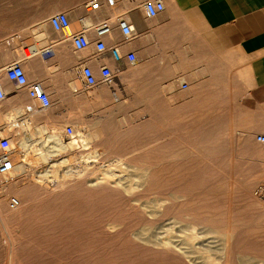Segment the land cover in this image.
Here are the masks:
<instances>
[{
	"label": "rangeland",
	"instance_id": "obj_1",
	"mask_svg": "<svg viewBox=\"0 0 264 264\" xmlns=\"http://www.w3.org/2000/svg\"><path fill=\"white\" fill-rule=\"evenodd\" d=\"M45 2L0 0V67L23 58V45L31 54L32 32L51 35L44 20L52 12L42 13ZM71 24L73 30L80 28L76 19ZM14 34L19 38L11 40ZM6 41L13 46L5 47ZM36 42L41 47L43 41ZM94 48L91 41L80 55ZM95 73L97 87L49 93L51 107L39 112L50 115L51 125L66 126L68 133L85 130L99 160L85 161L91 148L77 146L50 159L36 153L32 164L28 161L14 175L8 193L0 179V264H264V198L255 194L264 186V143L236 116L233 104L227 100L219 110L216 94H192L139 66L123 68L112 87L100 70ZM16 94L19 105L29 102L25 90ZM12 102L6 99L0 108L4 111ZM22 154L14 153L21 164ZM57 162L52 167L56 175L36 179L35 173ZM107 163L115 164L116 175L106 181L101 165ZM13 196L22 207L10 208Z\"/></svg>",
	"mask_w": 264,
	"mask_h": 264
},
{
	"label": "crops",
	"instance_id": "obj_2",
	"mask_svg": "<svg viewBox=\"0 0 264 264\" xmlns=\"http://www.w3.org/2000/svg\"><path fill=\"white\" fill-rule=\"evenodd\" d=\"M87 1L48 0L42 13L65 11L71 19L80 22L79 29L84 24L91 27L104 18L114 20L124 14L134 26L131 40L123 42L121 29L114 23L112 35L106 38L107 51L97 54L95 47L83 56L52 26L49 37L40 30L32 32L31 47L51 46L55 54L50 59L38 54L28 59L23 52L26 45L19 47L23 58L14 60H21L29 81L41 82L52 95L66 93L69 88L76 93L82 90L81 63L94 71L100 70L102 75L111 71L116 78L123 68L139 66L154 71L161 79L176 81L181 88L185 83L187 87L183 89L192 94H216L214 100L219 110L226 108L228 100L236 116L246 120L243 124L249 125L250 133L264 134V0H163L164 10L154 17L147 16L144 10L147 0H117L113 7L107 6L105 0H98L99 8L92 13L86 10ZM44 21L49 23L47 18ZM88 38L89 43L96 44L91 29ZM39 40L43 41L41 47L36 42ZM115 45L121 55L135 52L136 62L130 64L126 58L116 61L110 51ZM4 46L11 48L13 44L6 41ZM0 63L4 59L0 58ZM5 86L6 99H15L20 89L9 80Z\"/></svg>",
	"mask_w": 264,
	"mask_h": 264
},
{
	"label": "built area",
	"instance_id": "obj_3",
	"mask_svg": "<svg viewBox=\"0 0 264 264\" xmlns=\"http://www.w3.org/2000/svg\"><path fill=\"white\" fill-rule=\"evenodd\" d=\"M105 1L109 7H113L117 3V0ZM85 7L88 12L92 13L99 8V1L88 0L85 3ZM143 7L147 16L154 17L164 10L165 5L163 0H147L144 2ZM48 21L56 32L61 33L63 37L71 42L76 53L82 52L89 45L88 32L90 29L95 33L97 38L95 44L97 54L107 51L106 38L112 35L114 23L121 29L122 41L125 43L131 40L134 32V26L124 14L117 15L114 20L104 18L91 27L84 24L79 30L72 29L71 18L65 11H58L51 14ZM14 38H19V35H12L11 40ZM25 49L23 51L25 58L38 54L44 59H50L55 54V51L51 46L42 49L30 47L31 54L29 56L26 55ZM110 51L116 61L120 62L126 58L128 63L134 64L137 60V55L133 51L127 52L126 55H121L118 45L112 47ZM79 71L82 81V89L91 90L98 86L99 81L97 75L91 66L86 63H81L79 64ZM6 80L12 82L16 88L25 90L30 99L29 102L24 105L23 113L19 116V118L13 121V124L17 125L19 122H22L23 119L51 107L52 101L49 93L40 82L29 81L21 60H14L0 68V103L6 99L8 94L5 86ZM115 80L116 75H113L111 71H108L104 75V83L111 87L115 84ZM182 87L186 88L187 85L183 83ZM256 139L258 142L264 143V134L257 135ZM13 154L14 152L11 139L8 136H2L0 138V179H4L5 183L15 180V177L12 175L15 169ZM255 194L264 198V186H260L255 191ZM19 205L20 200L17 197L13 196L10 198L9 206L11 209H17Z\"/></svg>",
	"mask_w": 264,
	"mask_h": 264
},
{
	"label": "bare ground",
	"instance_id": "obj_4",
	"mask_svg": "<svg viewBox=\"0 0 264 264\" xmlns=\"http://www.w3.org/2000/svg\"><path fill=\"white\" fill-rule=\"evenodd\" d=\"M41 83V82H40ZM72 85L74 86L75 84L74 83H72ZM89 96V95H88ZM92 96L93 95H90V97H91V99H93L92 98ZM97 96H98V94H97ZM95 97H96V95H95ZM13 101L14 102H17V103H15L14 104V102H12V104L9 106V108H7L6 110L4 109V111L2 110L3 108H0V125H1V130H2V135H3V133L5 132H7V133H9L10 134V139H11V141H12V147H13V152L15 153V154H17V153H19V152H23V154L21 155V158H22V161H23V163L21 164L20 163V161H17L16 159H14V162H15V169H14V171H13V173H12V175L14 176V175H20V169L22 168V167H24L23 165L25 164V163H27L28 161L30 162V164H32L31 163V161H33V159L35 158L33 155H35L36 153H39V154H41V155H43L44 157H45V159H50V157H52L53 155H55V154H57V153H63V152H65V153H67L66 152V150H69V149H73V148H76V146H77V149L78 148H81V151H83V149L84 150H88V149H90L91 148V144H93V142L91 141L92 140V136L91 135H89V134H87V133H84V131H79V130H77L76 131V133L77 134H75V129L74 130H72V129H70V131H69V133H68V130H67V128H66V126H64V127H59L58 125H56L55 123L54 124H50V123H48V122H50L49 121V118H50V115L48 116V115H46V116H44V115H42V114H40V112H37V113H35L34 115H32V116H29L28 118H25V119H23V121L22 122H19L17 125L16 124H13L12 122H13V119H17L22 113H23V106L22 105H19L18 104V102H19V99H18V96H15V99H13ZM47 114V113H46ZM54 116V115H53ZM53 118V117H52ZM42 119H45V121H43ZM81 127V126H80ZM5 136H6V134H5ZM67 136H68V140H66V138H67ZM94 147H95V145H93ZM93 147V148H94ZM71 149V150H72ZM79 150V149H78ZM151 150H153V149H151ZM91 151H92V148H91ZM95 151V154H94V152L92 151V152H90V150H89V152L88 151H86L87 152V154L85 155L84 154V160L85 161H90L91 162V160H89V159H92V160H94L95 162H96V158H97V156H98V152L96 151V150H94ZM152 152V151H151ZM74 153V152H73ZM81 153V152H80ZM149 153V152H148ZM70 154V153H69ZM75 154V153H74ZM14 155V154H13ZM59 155V154H58ZM57 155V156H58ZM65 155V154H64ZM64 155H63V157H64ZM67 155V154H66ZM65 155V156H66ZM80 155H82V154H80ZM148 154H146V156H147ZM62 156V155H61ZM70 156V155H69ZM72 156V155H71ZM99 156H100V154H99ZM39 157V156H38ZM65 158H69V157H65ZM72 159L74 158L73 156L71 157ZM95 158V159H94ZM71 159V160H72ZM68 160V159H67ZM70 160V161H71ZM97 160H99L98 158H97ZM66 160H62V161H60L61 163H60V165L62 164H64V162H65ZM28 162V163H29ZM27 163V164H28ZM55 164H58V162L57 163H52V164H49L44 170H41L40 172H38V173H35L36 175V179H38L40 182H43V181H45V180H47L48 179V177L49 176H51V174L53 173V172H57V171H55V170H53L52 169V167H53V165H55ZM103 164V163H102ZM115 164L114 163H107V164H105L104 166L103 165H101L102 166V168H105L104 170H103V176H102V180H108L111 176H113V175H116V174H114L113 173V166H114ZM70 166V165H69ZM100 166V167H101ZM58 167H60V166H58ZM78 166H76V167H73V168H77ZM61 168V167H60ZM69 168H71V166L69 167ZM68 169V168H67ZM72 169V168H71ZM71 169H69L70 171H71ZM74 169V170H75ZM73 170V171H74ZM80 170V169H79ZM129 170V169H128ZM131 170V169H130ZM146 170H148V172H149V169H147L146 168ZM81 171V170H80ZM79 171V172H80ZM83 171V170H82ZM134 170H132V172H133ZM135 171H137V170H135ZM72 172V171H71ZM131 172V173H132ZM139 172V171H138ZM144 172V171H143ZM143 172L142 173H140V174H138V177H139V175H141V174H143ZM145 172H147V171H145ZM152 173H153V171H151ZM150 172V173H151ZM134 173H136V172H134ZM149 173V174H150ZM157 173V172H156ZM57 174V173H56ZM56 174H52V175H56ZM79 174V173H78ZM147 174V175H146ZM145 175L146 176H148L149 174L148 173H146ZM155 174V173H154ZM101 175V174H100ZM150 175H152V174H150ZM149 175V178L150 177H153V176H150ZM157 175V174H156ZM155 175V177H157ZM31 177V176H30ZM52 177V176H51ZM143 177H145V176H143ZM142 177V178H143ZM57 178V177H56ZM111 178H113V177H111ZM134 178V177H133ZM132 178V179H133ZM136 178V177H135ZM135 178H134V180H135ZM140 178V177H139ZM55 179V178H54ZM121 178H119L118 179V181L120 180ZM124 179V178H123ZM145 179V178H144ZM143 179V180H144ZM147 180H148V182L150 181L149 179H148V177L146 178ZM151 179V178H150ZM153 179H155L154 177H153ZM15 180H16V178H15ZM14 180V181H15ZM31 180H33L32 179V177H31ZM35 180V179H34ZM94 180V179H93ZM98 180H101V179H99L98 178ZM102 180H101V182H102ZM110 180V179H109ZM115 180V179H114ZM157 180V179H156ZM14 181H12V182H14ZM55 181V180H54ZM122 181V180H121ZM130 181V180H129ZM140 181V180H139ZM146 181V180H145ZM40 182H39V184H40ZM120 182V181H119ZM141 182V181H140ZM153 182H155V180L153 181ZM93 183V182H92ZM111 183H114V182H112L111 181ZM129 183V182H128ZM134 183V182H133ZM145 183V182H144ZM143 183V184H144ZM146 183H147V181H146ZM158 183V182H157ZM156 183V184H157ZM6 184H8V183H5V184H3V186H6L5 188L6 189H4V192H6V193H8V189H9V187H10V185L12 184L11 182L8 184V185H6ZM41 184H43V183H41ZM40 184V185H41ZM94 184V183H93ZM104 184H106V183H104ZM108 184V183H107ZM106 184V185H107ZM134 184H136V183H134ZM150 183H147L146 185L148 186ZM159 184V183H158ZM133 185V184H132ZM152 185H153V183H152ZM119 186H120V184H119ZM128 186V185H127ZM134 186V185H133ZM142 186H144V185H141V187ZM154 186H155V184H154ZM154 186H152V187H154ZM132 187V186H131ZM137 187H138V184H137ZM156 187H157V185H156ZM124 188V187H123ZM130 188V187H129ZM138 188H140V186L138 187ZM145 188V187H144ZM149 188V187H148ZM150 188H151V186H150ZM150 188L148 189V190H150ZM125 189V188H124ZM156 189V188H155ZM128 190V189H127ZM130 190H131V188H130ZM139 190V189H138ZM136 191V190H134V191H136V192H139L140 193V195L142 194L141 192H140V190L139 191ZM126 191V190H125ZM141 191H142V189H141ZM144 191V190H143ZM146 191V190H145ZM159 191V190H158ZM157 191V189H156V192L155 193H157L158 192ZM128 192V191H127ZM126 192V193H127ZM130 193H132V192H130ZM139 193H137V194H139ZM149 194V192H146V194ZM151 193V192H150ZM136 194V195H137ZM145 194V195H146ZM152 194V193H151ZM150 194V195H151ZM159 194V193H158ZM158 194H157V196H158ZM3 194H1L0 195V197L2 196ZM129 195V194H128ZM135 195V194H134ZM135 195V196H136ZM145 195H143V196H145ZM130 196V195H129ZM134 196V197H135ZM132 197V196H131ZM133 197V198H134ZM137 197V196H136ZM140 197V196H139ZM145 197H147V196H145ZM155 197H156V195H155ZM133 198H131V199H133ZM143 198V197H142ZM24 200V199H23ZM130 200V199H129ZM138 200H140V199H138ZM162 200V199H161ZM132 201V200H131ZM130 201V202H131ZM144 201H145V199H144ZM129 202V203H130ZM135 202V200L133 201V203ZM140 202V201H139ZM0 203H1V199H0ZM136 203H138V202H136ZM20 205H21V202H20ZM130 205V204H129ZM136 205V204H135ZM23 205H21V207H22ZM134 206V205H133ZM132 206V207H133ZM137 206V205H136ZM135 206V207H136ZM130 207V206H129ZM135 207H133V208H135ZM137 209V208H136ZM135 209V210H136ZM139 209V208H138ZM208 232H211V231H208ZM196 233V232H195ZM227 233V232H226ZM191 234V233H190ZM189 234V235H190ZM219 234V233H218ZM221 235H219V236H222V234L223 233H220ZM188 235V234H187ZM196 235H198L197 233H196ZM229 235V237H230V234H228ZM190 236H192V235H190ZM195 236V235H194ZM227 236V235H226ZM182 237H184L183 235H182ZM216 237H218V236H216ZM181 238V237H180ZM188 238V237H187ZM184 239V240H188V239ZM191 238V237H190ZM215 238V237H214ZM214 238H212V240L214 241ZM221 238V237H220ZM191 239H193V238H191ZM216 240L218 239V238H215ZM229 240H230V238H228ZM219 240V239H218ZM218 240H217V242H218ZM222 240V239H221ZM226 240V239H225ZM225 240H223L224 242H225ZM232 240V239H231ZM227 241V240H226ZM169 242V241H168ZM167 242V243H168ZM184 242H186V241H184ZM183 242V243H184ZM219 242H220V244H222L223 242L222 241H220L219 240ZM218 242V243H219ZM222 242V243H221ZM167 243H166V245H167ZM217 243V244H218ZM226 243V242H225ZM224 243V244H225ZM229 243H230V241H229ZM162 244V243H161ZM161 244H160V246H161ZM163 244H164V242H163ZM162 244V245H163ZM187 244H188V242H187ZM186 244V245H187ZM192 244V243H191ZM194 244H195V242H194ZM228 244V243H227ZM226 244V245H227ZM165 245V246H166ZM185 245V246H186ZM196 245V244H195ZM223 245V244H222ZM166 247H168V246H166ZM166 247L164 248V249H166ZM169 247H171L170 245H169ZM168 247V249H170ZM188 247V246H187ZM187 247H185V249L187 248ZM222 247H224L225 248V246H222ZM228 247V246H227ZM229 247H230V245H229ZM172 248V247H171ZM174 248V247H173ZM177 248V247H176ZM184 248V247H183ZM183 248H180V252H182L181 251V249H183ZM163 249V250H164ZM175 249V248H174ZM192 249H193V247H192ZM191 250V249H190ZM189 250V251H190ZM203 250H204V248H203ZM223 250V249H222ZM225 250V249H224ZM228 250V249H227ZM165 251H168V250H165ZM171 251H174L173 249H171L169 252H168V254L171 252ZM183 251H184V249H183ZM187 251V250H186ZM226 251V250H225ZM173 253V252H172ZM191 253H192V251H191ZM199 252H195V254L197 255ZM225 253V252H224ZM182 255H183V253H181ZM186 254H188L189 255V253H186ZM185 254V255H186ZM200 254V253H199ZM199 254H198V257H199ZM226 254V253H225ZM175 255V254H174ZM178 255H180V253L178 254ZM177 255V256H178ZM184 255V256H185ZM187 255V257L186 258H189V256ZM191 255V254H190ZM202 255H204V253L202 254ZM192 256V255H191ZM190 256V257H191ZM207 256V255H206ZM226 256V255H225ZM196 257V256H195ZM228 257V256H227ZM180 258V257H179ZM182 258V257H181ZM185 258V259H186ZM205 258V257H204ZM190 259V258H189ZM203 259V258H202ZM205 259H207V258H205ZM205 259H203V260H205ZM226 259V258H225ZM229 259V258H228ZM186 260H188V259H186ZM185 260V261H186ZM192 260V259H191ZM194 260V259H193ZM213 260V259H212ZM201 261V260H200ZM199 261V262H200ZM209 261H210V259H209ZM214 261V260H213ZM212 261V262H213ZM184 262V261H183ZM187 262V261H186ZM195 262V261H194ZM193 262V263H194ZM198 262V261H197ZM198 262V263H199ZM206 262H207V260H206ZM211 262V261H210ZM226 262V261H225ZM229 264V262H228V260H227V262L225 263V264ZM179 264V263H178ZM194 264H196V263H194ZM200 264V263H199ZM202 264V263H201ZM213 264V263H212Z\"/></svg>",
	"mask_w": 264,
	"mask_h": 264
}]
</instances>
